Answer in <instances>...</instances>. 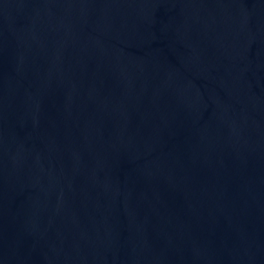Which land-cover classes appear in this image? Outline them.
Wrapping results in <instances>:
<instances>
[{"label": "water", "instance_id": "water-1", "mask_svg": "<svg viewBox=\"0 0 264 264\" xmlns=\"http://www.w3.org/2000/svg\"><path fill=\"white\" fill-rule=\"evenodd\" d=\"M0 264H264V0H0Z\"/></svg>", "mask_w": 264, "mask_h": 264}]
</instances>
